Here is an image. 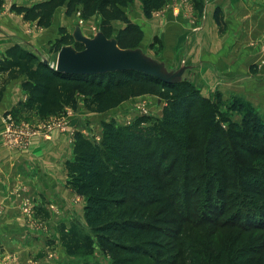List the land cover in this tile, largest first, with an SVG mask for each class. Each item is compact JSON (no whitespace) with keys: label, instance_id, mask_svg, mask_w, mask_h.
I'll use <instances>...</instances> for the list:
<instances>
[{"label":"trees","instance_id":"obj_1","mask_svg":"<svg viewBox=\"0 0 264 264\" xmlns=\"http://www.w3.org/2000/svg\"><path fill=\"white\" fill-rule=\"evenodd\" d=\"M131 1L40 0L10 8L44 27L62 5L67 15L99 14L98 28L125 47L143 37L123 9ZM192 2L202 7L203 0ZM163 3L140 0L142 14L150 17ZM212 16L223 24L218 6ZM114 21L122 22L116 30ZM58 33L53 50L74 41L65 26ZM0 72L3 86L20 78L28 91L24 108L41 115L76 108V91L87 95L84 106L93 112L142 94L163 102L157 118L142 115L126 125L103 119L99 141L73 132L66 182L85 196L86 224L101 242L150 258L159 250V256H175L174 264H264V117L248 102H238L239 120L217 118L210 99L189 80L168 83L133 69L64 72L18 42L6 48ZM141 118L151 122L141 125ZM71 241L70 251L81 247L78 236Z\"/></svg>","mask_w":264,"mask_h":264},{"label":"rangeland","instance_id":"obj_2","mask_svg":"<svg viewBox=\"0 0 264 264\" xmlns=\"http://www.w3.org/2000/svg\"><path fill=\"white\" fill-rule=\"evenodd\" d=\"M13 2L16 1L7 0L6 11L11 13V16L16 13L10 8ZM172 3L176 6L175 10H171L169 7ZM204 3L205 0L199 9L192 0H164V3L159 8L154 9L148 18L142 14L140 0H132L123 9L131 21L140 25L143 32L142 40L149 53L159 55L166 48L175 49L177 53L187 54L191 60H196L198 55H203V53L214 48L217 34L222 35L225 32L223 24L214 25V32L208 28L205 23ZM75 18L80 20L82 30L88 34H93L99 27V14L84 18L79 11H76L69 15V26H73ZM112 25L116 30L122 25V22L114 21ZM26 28L31 29V31H38L41 26H38V23H29V27ZM199 28L202 29V33L197 35L195 31ZM56 33L55 37L59 35L58 29ZM51 46L52 44L49 45L48 51L47 49H39L37 54L43 60L47 59L48 62L54 64L57 49L53 50ZM263 48L264 40H261L259 58L253 59V61H249L250 58L247 60L249 61L248 70L252 73L257 74L261 70V63H264ZM208 60L209 58L201 68L196 83L191 81L192 85L203 96L210 99L217 113V118L226 114L232 120H239L244 109H241L243 107L238 102L242 100L237 96H222L211 87L210 78L223 86L226 77L221 73L218 74L222 77L216 76L215 72L209 76V70L213 66L212 60ZM220 60L224 63L222 59ZM216 61L221 64L219 58ZM86 97V94L76 91L77 109L72 108V112L76 110L78 114L88 112L84 106ZM162 104L161 100L157 104L154 96H151L149 100L132 101L126 108L118 104L104 111V115L107 116L104 120H112L115 125H126L142 115L147 119L157 118L160 115ZM248 105L252 109L258 108L255 110L264 117V97L253 99ZM65 109L66 106L57 115H49L56 117L64 113ZM147 121L151 122V120ZM147 121L141 118L140 123L144 125L148 123ZM223 124L227 125L226 121ZM198 127L197 130L202 132L203 129ZM102 133V123L97 122L95 126L85 129L83 134L90 140L99 141ZM0 142L3 143L1 138ZM66 145V149L61 148V152L64 151L66 154L58 159L59 163L55 176L52 178L49 179L43 173L39 175L35 171L34 179L31 182L21 178L20 181L11 183L9 187H0V264H174L176 257L173 258L172 254L159 256V250H154L151 253L153 258H150L147 255L133 254L110 247L95 236L85 221V196L78 193L73 186L66 182L65 161L71 157L68 140ZM109 163L110 166L114 165L111 161ZM116 165L118 171L123 167L118 161ZM73 236H78L81 239L79 242L81 247L70 251V248L75 245L71 241Z\"/></svg>","mask_w":264,"mask_h":264},{"label":"crops","instance_id":"obj_3","mask_svg":"<svg viewBox=\"0 0 264 264\" xmlns=\"http://www.w3.org/2000/svg\"><path fill=\"white\" fill-rule=\"evenodd\" d=\"M15 1L20 4H32L40 0ZM7 6V0H4L0 6V59L6 48L16 42L36 53L39 49L48 51L51 41L57 34L58 26H65L68 31H71L73 27L69 26V15L65 13L64 5L56 9L51 25L41 26L38 31L26 28L29 27V23L37 24L36 21L24 19L22 14L17 12L11 16V13L6 11ZM215 6L220 8L225 32L222 35H216L213 49L198 55L196 60H191L187 54L177 53L175 49L166 48L162 54H170L172 57L183 55L189 62H200L193 72L194 83L207 58H209L208 61L212 60L213 67L209 70V76L215 72L216 76H220L218 73H221L226 77L223 86L209 77L211 87L222 96H237L244 102L248 100V103L253 99L264 97V63H261V70L257 74L248 70V62L261 55L259 43L264 40V0H205L203 7L205 23L212 32H214V25H217L212 16ZM169 7L171 10L176 8L173 3ZM195 33L197 35L202 33V29L199 28ZM218 58L221 64L216 61ZM260 74H262L261 77H259ZM20 81V78H15L3 86V74L0 72V131L4 127V114L7 111H10L17 120H24L38 131L45 118L51 116L41 115L35 109L24 108L23 103L28 97V91L21 87ZM141 99L149 100L151 96L143 94L129 97L122 101L120 106L126 108L132 101ZM156 103L158 104L157 99ZM87 111L84 114H78L77 110L72 113L67 132L54 128L48 137L37 132L32 136L27 148H10L0 142V187H9L11 183L20 181L21 178L31 182L35 171L39 175L43 173L49 179L55 176L58 159L66 154L64 151L61 152V148L66 149L67 140L70 142L68 147H70L71 157L73 156V132L80 130L84 133L85 129L95 126L97 122L101 124V121L107 117L104 112Z\"/></svg>","mask_w":264,"mask_h":264},{"label":"water","instance_id":"obj_4","mask_svg":"<svg viewBox=\"0 0 264 264\" xmlns=\"http://www.w3.org/2000/svg\"><path fill=\"white\" fill-rule=\"evenodd\" d=\"M70 33L74 41L63 43L57 50L54 64L50 63L64 72L98 73L133 69L174 83L184 79L192 81L193 72L200 65V62H189L183 55L151 54L143 40L134 46H119L113 35L106 36L100 28L93 34L84 32L77 18ZM74 42L82 43L83 47L77 48ZM44 61L48 62L47 59Z\"/></svg>","mask_w":264,"mask_h":264},{"label":"built area","instance_id":"obj_5","mask_svg":"<svg viewBox=\"0 0 264 264\" xmlns=\"http://www.w3.org/2000/svg\"><path fill=\"white\" fill-rule=\"evenodd\" d=\"M80 21V20H79ZM264 49V48H263ZM72 107H66L65 112L56 117H47L41 126V129L32 128L27 122L17 120L10 111L4 114V127L0 131V138L3 143L9 147L27 148L31 138L37 132L44 136H49L50 131L54 128L67 132L69 130L70 118L72 115Z\"/></svg>","mask_w":264,"mask_h":264}]
</instances>
